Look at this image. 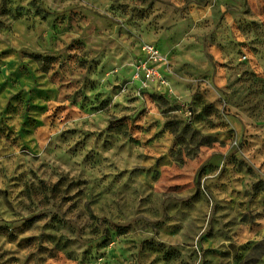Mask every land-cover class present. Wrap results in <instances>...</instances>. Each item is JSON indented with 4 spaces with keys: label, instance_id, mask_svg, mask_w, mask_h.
Instances as JSON below:
<instances>
[{
    "label": "rangeland",
    "instance_id": "1",
    "mask_svg": "<svg viewBox=\"0 0 264 264\" xmlns=\"http://www.w3.org/2000/svg\"><path fill=\"white\" fill-rule=\"evenodd\" d=\"M0 264H264V0H0Z\"/></svg>",
    "mask_w": 264,
    "mask_h": 264
},
{
    "label": "built area",
    "instance_id": "2",
    "mask_svg": "<svg viewBox=\"0 0 264 264\" xmlns=\"http://www.w3.org/2000/svg\"><path fill=\"white\" fill-rule=\"evenodd\" d=\"M143 50L147 51L149 54L151 53V50L149 49V47H144ZM146 67L147 68L138 66L137 70H136L137 75L140 74V76H142L147 81H151V82L158 81V82H160V76H159L157 70L154 68H150V66H146ZM162 83L163 82H161V84Z\"/></svg>",
    "mask_w": 264,
    "mask_h": 264
}]
</instances>
